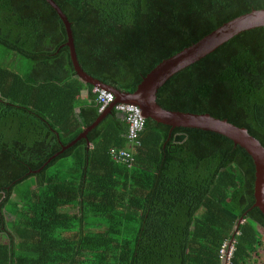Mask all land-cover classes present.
<instances>
[{
	"label": "trees",
	"instance_id": "16d2710c",
	"mask_svg": "<svg viewBox=\"0 0 264 264\" xmlns=\"http://www.w3.org/2000/svg\"><path fill=\"white\" fill-rule=\"evenodd\" d=\"M84 73L131 92L156 64L264 0H52ZM44 0H0V264H259L253 165L221 135L143 121L135 149L99 116ZM155 102L244 128L264 147V27L170 76ZM133 155L126 167L109 150Z\"/></svg>",
	"mask_w": 264,
	"mask_h": 264
},
{
	"label": "water",
	"instance_id": "95a60500",
	"mask_svg": "<svg viewBox=\"0 0 264 264\" xmlns=\"http://www.w3.org/2000/svg\"><path fill=\"white\" fill-rule=\"evenodd\" d=\"M55 12L63 25L66 40L62 46L68 49V55L75 75L84 83L92 87L106 90L113 96V101L104 108L94 122L82 130L69 144L62 146L60 152L70 147L96 126L116 104L137 106L140 116L156 123L170 127L197 128L221 135L241 147L250 157L253 165V198L252 206L258 208L264 216V147L244 128L236 127L223 119H217L207 114H193L187 112L168 111L155 102L157 89L173 74L186 66L200 60L214 51L224 42L241 32L264 27V9L252 10L222 23L216 29L172 56L163 59L146 73L131 92H121L105 86L92 79L79 67L73 47V40L64 14L52 0H44Z\"/></svg>",
	"mask_w": 264,
	"mask_h": 264
},
{
	"label": "built area",
	"instance_id": "2783aa9c",
	"mask_svg": "<svg viewBox=\"0 0 264 264\" xmlns=\"http://www.w3.org/2000/svg\"><path fill=\"white\" fill-rule=\"evenodd\" d=\"M92 93L95 94V102L98 105V112H101L107 104L112 101L110 93L104 90L94 87ZM115 110L121 113V120H124L127 126V133L125 136L127 141L126 148L135 149V147L140 144L138 136L143 128L144 118L140 116L138 108L134 105L120 104L115 106ZM109 155L115 164L125 165L126 167H129L133 161V155L125 150L114 151L113 149H110Z\"/></svg>",
	"mask_w": 264,
	"mask_h": 264
},
{
	"label": "clouds",
	"instance_id": "9594fccd",
	"mask_svg": "<svg viewBox=\"0 0 264 264\" xmlns=\"http://www.w3.org/2000/svg\"><path fill=\"white\" fill-rule=\"evenodd\" d=\"M94 87H92V89H93ZM102 90V89H101ZM104 91H106V90H104ZM106 92H108V91H106ZM108 93H110V92H108ZM110 95H111V97H112V101H113V96H112V94L110 93ZM111 101V102H112ZM111 102H109L108 104H107V106L111 103ZM117 105H120V104H116V105H114L113 106V110H115V106H117ZM106 106V107H107ZM105 107V108H106ZM136 108H137V106H135ZM111 109V110H112ZM139 110V109H138ZM117 113H118V116L120 117L121 116V113L120 112H118L117 110H115ZM139 112H140V110H139ZM101 112H99V114H100ZM194 114V113H193ZM210 116V115H209ZM121 118V117H120ZM145 120V119H144ZM124 121V120H123ZM143 129V128H142ZM141 132H142V130H141ZM140 132V133H141ZM140 133H139V135H140ZM230 255H231V248H230V246L229 245H223L222 246V248H221V250H220V255H219V258H220V261H221V264H228L229 263V258H230Z\"/></svg>",
	"mask_w": 264,
	"mask_h": 264
},
{
	"label": "rangeland",
	"instance_id": "374dc122",
	"mask_svg": "<svg viewBox=\"0 0 264 264\" xmlns=\"http://www.w3.org/2000/svg\"><path fill=\"white\" fill-rule=\"evenodd\" d=\"M260 230V237H261V247L257 249L254 256L257 257L256 262L259 264H264V230L258 227Z\"/></svg>",
	"mask_w": 264,
	"mask_h": 264
}]
</instances>
